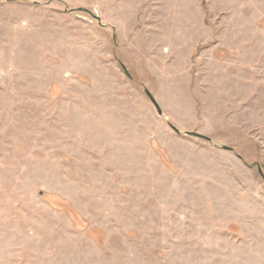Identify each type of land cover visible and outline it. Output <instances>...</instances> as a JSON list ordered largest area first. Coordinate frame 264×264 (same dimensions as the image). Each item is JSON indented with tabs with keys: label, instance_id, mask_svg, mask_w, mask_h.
<instances>
[{
	"label": "rangeland",
	"instance_id": "obj_1",
	"mask_svg": "<svg viewBox=\"0 0 264 264\" xmlns=\"http://www.w3.org/2000/svg\"><path fill=\"white\" fill-rule=\"evenodd\" d=\"M0 264H264V0H0Z\"/></svg>",
	"mask_w": 264,
	"mask_h": 264
},
{
	"label": "water",
	"instance_id": "obj_2",
	"mask_svg": "<svg viewBox=\"0 0 264 264\" xmlns=\"http://www.w3.org/2000/svg\"><path fill=\"white\" fill-rule=\"evenodd\" d=\"M123 71H124V74H126V71H125V69L123 68ZM127 75V77H128V74H126ZM145 93H146V95H147V99H149L150 101H151V103H152V105L154 106V108H155V111H157V113H158V115H161V111H159L160 110V108L158 107V105H157V103L155 102V100H154V98L150 95V93L148 92V91H145ZM173 130H174V132L175 133H179V131L178 130H176L174 127H171ZM185 135H187V136H191V137H195V138H200V139H206L205 137H203L202 135H198V134H196V133H186Z\"/></svg>",
	"mask_w": 264,
	"mask_h": 264
}]
</instances>
